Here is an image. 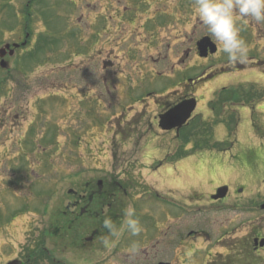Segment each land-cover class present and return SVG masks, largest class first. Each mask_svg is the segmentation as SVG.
<instances>
[{
  "label": "rangeland",
  "instance_id": "obj_1",
  "mask_svg": "<svg viewBox=\"0 0 264 264\" xmlns=\"http://www.w3.org/2000/svg\"><path fill=\"white\" fill-rule=\"evenodd\" d=\"M186 1L176 0L173 5L172 0H159L156 5L153 0H144L143 4L139 0H0V47L5 43H21L29 33L26 45L13 56H5L7 65H0V264L13 258L26 259L41 240L55 260L52 264H144L126 258L122 253L134 238L127 233L123 239L125 232L110 251L102 246L101 239L108 233L101 229L100 238L85 243L79 253L72 256L65 253L71 251L66 247L69 238L65 234L74 239L77 231L80 239L85 238L97 225L94 219L85 218L77 227L62 217V210L69 206V200H76L67 192L72 190L80 194L86 186H94V181L102 178L109 181L112 176L123 185V167L127 161L137 160L146 167L140 170L144 179L137 176L136 180L143 184L141 196L132 198L124 207L125 197L117 192L113 205L116 209L114 222L119 226L125 209L132 206L142 228H147L148 232L160 230L169 213L167 210L175 208L169 213L175 214L176 205H184L181 199L193 197V192L199 197L224 185L229 187L231 194L233 187L239 185L234 171L221 170L225 157L233 158L251 171L253 157L264 147V90L257 85L263 94L255 97L253 114L248 106H234L239 123L233 134L228 132L225 124L219 123L231 107L226 104L225 109L226 105H223L224 114H221L222 107L219 103L214 104L220 108L216 115V109H208L206 100L214 98L215 101L220 95L215 93L221 86L243 83L247 86L249 80L260 82L262 76L258 70L253 71L252 77L243 71L217 77L212 83L213 90H201L198 95L194 112L198 118L195 117L178 135L160 131L148 135L149 130H145L144 125L155 115V97L144 106L145 116L137 120L143 124L140 126L143 132L137 136H126L122 128L116 126L118 122L126 124V121L113 120L130 104L137 107L145 93L155 95L158 92L154 75L156 46L159 45V52L164 51L163 59L159 60V96L178 84L182 75L173 69L176 60L173 50L180 43L178 38L191 30L193 23L195 34H199L194 5L188 6ZM237 26L248 52L260 48L264 53V26L240 20ZM86 41L96 42L95 50L99 53L95 61L99 59L100 77H107V84L108 79L109 84L113 83L124 71L121 73L123 78L119 77L121 83L126 80L130 88L136 83L141 88H131L135 93L125 94L126 88L121 86L117 94V90L109 87L100 85L95 89L85 81L80 82L79 74L88 65L80 71L79 62L92 58V53L87 52L90 44L86 48ZM3 52L9 54V49H3ZM213 58V61L225 58L226 63L230 62L223 53L215 54ZM163 98L159 110L176 101L172 95ZM24 117L29 118L24 122ZM201 119L211 124H205L206 129H203ZM197 122L202 124L198 126ZM253 125L258 127L257 135L252 134ZM198 127L199 130L192 129ZM215 142H233V149L226 153L218 152L214 147L205 150ZM137 144L140 147L134 146ZM183 154L188 156L180 158ZM154 160H159L162 165L156 167ZM141 166L138 165L136 170ZM250 202L244 197L242 232L234 231V211L228 209L221 216L227 231H234L233 236L251 233ZM230 207L227 203V208ZM181 220L196 222L198 216L187 215ZM173 227L178 229L179 223H174ZM212 235L210 233L211 238ZM95 246L99 248L97 255L92 249ZM201 246L202 251L217 250L211 243ZM40 264L45 262L42 260Z\"/></svg>",
  "mask_w": 264,
  "mask_h": 264
},
{
  "label": "flooded vegetation",
  "instance_id": "obj_2",
  "mask_svg": "<svg viewBox=\"0 0 264 264\" xmlns=\"http://www.w3.org/2000/svg\"><path fill=\"white\" fill-rule=\"evenodd\" d=\"M153 1L156 5H159V0ZM139 3L143 4L144 0H139ZM172 3L175 5L176 0H172ZM186 3L188 6L192 4L194 5V0H188ZM198 25L199 34H195V23H193L191 30L189 29L188 32L182 35L183 38L180 42L181 47L180 43H178L177 48L173 50L176 56L173 69L174 71L181 72L182 76L177 84L179 87L171 94L172 97H176V100L179 98L185 99L192 97L193 94H196L199 91V89L212 85L217 77L225 73L229 75L243 71V73H247L252 77L253 71L258 70L260 72L259 74L262 76L261 81L258 82L260 84L256 81L249 80L246 87H244L245 85L243 86V84L237 85L235 88H229L227 85L221 86L222 90L226 89L225 92H227L228 95L236 93L237 97L239 96L238 101L235 103L237 104V107L248 106L253 114L255 107L254 98H247V95L244 93L253 94L254 96H260L263 94V91L261 90H264V67L262 66L264 64V53L261 52L263 50L255 48L252 52H248V55L249 53H252V56H250L251 60L249 59L250 62L246 60L243 63H226L224 60L213 61L214 55L212 56L211 54L205 58H200L197 51V42L203 37H209L211 42H213V40L208 35L207 29L204 26H201V24ZM157 38H159V35ZM80 39H82V37ZM89 44L90 42L86 41V48H89ZM215 45L217 46V54H221L219 46L217 44ZM95 46L96 42L94 41L93 44H90L88 50L97 52L98 50H95ZM263 47L264 44L262 48ZM156 48L157 60L154 75L157 79L158 92L155 96L156 99L153 100L156 112L152 118L146 121L147 123L144 125V128L147 131L149 130V132L155 131L159 134V114L161 113H159V105L164 103V98H159V75H161L159 72V60H161V52H159V45L156 46ZM255 54H257L258 57ZM96 59L97 57L93 54L89 61L81 62L80 71L84 66H88L80 73V82L85 81L88 84L90 82L92 87H97L99 82L100 62L99 59L98 61H95ZM203 61L206 62L202 63ZM247 62L250 63L249 66L246 65ZM176 67H178V70L175 69ZM199 68H201L200 72ZM121 82V80H118V84L116 86L112 85V88L114 90H117V87L121 88V86L124 88L125 81L124 83ZM137 84L138 83L131 88H141V86ZM257 85H259L261 89ZM125 88H128V94L135 93L128 85ZM195 99L197 101L196 97ZM145 111L146 110L143 107L141 111L131 112V118L129 121L135 122L131 123L129 126L126 127V124H119L122 126V131L126 136H133V134L134 136H137V133L143 132L142 127H140L143 124L137 120H139V117L145 116ZM193 115L189 120L190 122L195 120V116ZM230 115L231 114H228V116ZM235 120H238L237 117ZM124 121H126V119H124ZM227 121L228 119H225L222 123L224 124V122L226 123ZM197 124L199 126L202 123L197 122ZM192 129L199 130L200 127ZM203 129H205V126ZM252 131L254 134H258V127L253 125ZM136 139L138 140V138ZM134 146L140 147L139 144ZM140 164L141 163L137 160L126 162L125 167H123L125 187H121L115 180V177L112 176L109 181H106L108 179L102 178L100 187L98 185L95 186V188L93 186L90 188L87 187V190L80 194H72V196L76 197V200H69V206H66L65 210H62V217L71 224L75 223L77 227L82 223L85 217L94 219L97 225L90 231V235L85 238L81 237L80 239L77 231L74 235L75 237L73 236L74 239H71L68 234H65V237L69 238L68 242H66V247H70L71 249L70 252L65 251L67 255L71 254L70 256H72V254L79 253V251L86 246L85 243H92L94 242V239H99L101 232L100 223L103 222L105 217H110L112 220L114 219L116 209L113 205L116 201V198L114 199V197L117 192L113 191V189H122V192L120 193L125 197L124 206H126L127 202L132 198H140V189L143 184L136 181L138 179L137 176H142L140 174L141 169L137 168L138 170H136V167ZM153 164H156V167L159 166V160H154ZM245 169L241 168V171L244 172L245 178L249 179L250 175L247 169ZM252 179L253 193L252 197L248 198V200L251 201V233L238 236L232 235L234 231L235 233L238 231L242 232V221L244 217L243 190L237 188L236 196L229 197L227 193L226 197L215 200L212 198L216 194L215 189L208 195L201 194L199 197L194 195L193 197L188 196L185 199H181L185 204L176 205L178 210H181V214H179L178 210L175 214H169L174 211L175 208H173V210L169 209L167 210L169 213L164 217L165 219L163 220L162 228L160 230H151V232H148L147 228H142L143 230L139 237L135 236L133 238V244L129 245L130 251H124V256L128 259L142 262L144 264H264V246L259 245L260 241L264 240V147L260 149L252 159ZM90 184L93 185L92 182ZM146 186L147 184L145 187ZM199 201L200 203L197 204ZM227 203H230V208H227ZM194 205H197V207H194ZM118 208L120 211L121 206ZM228 209L236 213L234 231H227V228L224 227L225 220L221 217ZM187 215H197L198 220L196 222L192 221L191 223L183 222L184 220H181V218ZM178 219H180V221H178ZM174 223H179L180 227L175 229V227H173ZM211 228L213 230L212 232H214L213 235ZM255 240H257V245L255 244ZM199 242L200 245H198ZM202 243H211L212 248H216L217 250L212 252L204 251L203 249L202 251ZM133 245L137 247L136 252L131 251ZM248 245H251V249H249ZM92 249L93 253L96 255L99 253L98 247L95 246ZM36 252H39V254L43 253V258L38 257V255L30 256L26 257V259H22L23 261L18 259V263L16 264H34L37 261L40 262L41 259L45 263L51 261L50 250H48L43 243L39 244V248ZM63 259L65 260L64 257ZM69 261H71V259Z\"/></svg>",
  "mask_w": 264,
  "mask_h": 264
},
{
  "label": "clouds",
  "instance_id": "obj_3",
  "mask_svg": "<svg viewBox=\"0 0 264 264\" xmlns=\"http://www.w3.org/2000/svg\"><path fill=\"white\" fill-rule=\"evenodd\" d=\"M194 13L213 42L233 63H243L248 55L247 44L237 26L238 20L264 26V0H194ZM102 226L108 233L101 239L102 246L109 251L116 247L122 233L135 237L143 230L132 206L125 209L119 226L110 217L104 218ZM131 251L136 252L137 247L133 245Z\"/></svg>",
  "mask_w": 264,
  "mask_h": 264
},
{
  "label": "water",
  "instance_id": "obj_4",
  "mask_svg": "<svg viewBox=\"0 0 264 264\" xmlns=\"http://www.w3.org/2000/svg\"><path fill=\"white\" fill-rule=\"evenodd\" d=\"M7 47V46H6ZM203 50V48L201 49ZM204 54V53H201ZM0 55L3 56V49L0 50ZM195 100L191 99L178 104L172 109L168 110L163 115H160L159 126L162 130H171L172 128L181 127L186 120L189 118L190 114L194 110ZM227 189L226 187L218 190L220 196H224Z\"/></svg>",
  "mask_w": 264,
  "mask_h": 264
},
{
  "label": "trees",
  "instance_id": "obj_5",
  "mask_svg": "<svg viewBox=\"0 0 264 264\" xmlns=\"http://www.w3.org/2000/svg\"><path fill=\"white\" fill-rule=\"evenodd\" d=\"M218 144H219V143H216L215 147H218V146H219Z\"/></svg>",
  "mask_w": 264,
  "mask_h": 264
}]
</instances>
